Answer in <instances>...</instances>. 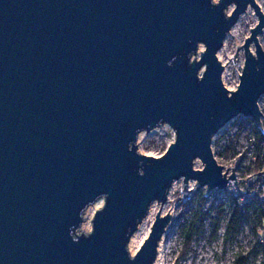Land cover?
I'll return each instance as SVG.
<instances>
[{
	"label": "water",
	"instance_id": "obj_1",
	"mask_svg": "<svg viewBox=\"0 0 264 264\" xmlns=\"http://www.w3.org/2000/svg\"><path fill=\"white\" fill-rule=\"evenodd\" d=\"M249 8L258 23L229 90L218 53ZM263 32L256 0H0V264H153L171 214L128 250L152 205L179 180L184 199L190 181L227 190L235 167L212 146L235 118L264 136ZM164 125L165 153L141 154L139 135Z\"/></svg>",
	"mask_w": 264,
	"mask_h": 264
},
{
	"label": "rangeland",
	"instance_id": "obj_2",
	"mask_svg": "<svg viewBox=\"0 0 264 264\" xmlns=\"http://www.w3.org/2000/svg\"><path fill=\"white\" fill-rule=\"evenodd\" d=\"M256 2L264 12V0ZM232 9L233 6L230 10ZM257 23V15L249 8L233 27L234 32L227 36L225 45L218 53V58L225 67L223 82L228 89H236L239 75L243 70L244 51L240 52V62L235 65L233 62L237 46L244 44ZM259 41L264 49V32L259 35ZM251 49L254 51V46ZM259 106L263 113L264 125V96L260 99ZM249 120H245L243 116L235 118L215 136L212 146L218 164L224 166L225 170L229 169L231 173L235 167L237 185H231L229 190L223 193L214 195L211 193L206 197V189L196 191L195 182L190 181L189 189L193 190L190 198L184 199L183 180H179L174 182L165 205L162 207L157 203L152 205L153 210L150 213V209L145 222L143 221L136 241L141 243L140 246L143 244L160 209L162 215L172 212V221L165 233L166 253L160 264H234L238 256H247L248 264H264V249L261 246V243L264 244V188L257 189L264 180L260 177L246 187L249 177L264 172V136L258 131L255 122ZM252 123L255 126L252 127L253 132L248 129ZM255 129L261 138L256 137ZM174 138V131L168 125L150 133L143 132L138 138V151L144 155L159 157L165 153ZM258 161L261 170L256 172L255 162ZM195 168H202L200 161L196 162ZM239 190L243 193L248 190V194H243ZM103 203L101 199L87 209L93 214L90 231L94 214ZM236 207L243 209L239 233L236 236H228V223ZM86 213L82 226L89 220ZM192 225L193 240L184 253L185 234ZM215 229L217 232L213 238Z\"/></svg>",
	"mask_w": 264,
	"mask_h": 264
},
{
	"label": "trees",
	"instance_id": "obj_3",
	"mask_svg": "<svg viewBox=\"0 0 264 264\" xmlns=\"http://www.w3.org/2000/svg\"><path fill=\"white\" fill-rule=\"evenodd\" d=\"M254 131H256V137L259 139L261 138V135L259 132H257V130L255 129ZM259 155V154H258ZM261 170V164L258 162H255V171L259 172ZM242 211L243 209L240 207H236L232 217L228 223V228H227V235L228 236H236L239 233V229H240V224H241V215H242ZM222 213L219 214V218H221ZM217 230H214L213 233V238L216 235ZM193 233H194V226L192 225L190 227V229L187 231V233L185 234V247H184V253L187 252V250L189 249L192 240H193ZM262 249H264V244L261 243ZM183 253V254H184ZM234 264H248V258L247 256H238L237 259L234 261Z\"/></svg>",
	"mask_w": 264,
	"mask_h": 264
},
{
	"label": "bare ground",
	"instance_id": "obj_4",
	"mask_svg": "<svg viewBox=\"0 0 264 264\" xmlns=\"http://www.w3.org/2000/svg\"><path fill=\"white\" fill-rule=\"evenodd\" d=\"M234 32V30H232L230 33H229V35L230 34H232ZM223 78H224V76H223ZM229 90H232V89H229ZM152 210H153V207L151 208V211H150V213L152 212ZM172 212H170V214H171ZM92 213H90V211L88 210L87 211V213H86V216H88V218H89V220H88V222L86 223V224H84L83 226H82V228H81V230H80V232H88V231H90V229H91V218H92ZM145 222V221H144ZM144 224V223H143ZM143 224H141L140 226H139V228H138V230L133 234V236L131 237V239H130V241H129V244H128V250H129V253H130V255L131 256H134L138 251H139V249H140V244L141 243H138L137 241H136V238H137V235H138V233H139V231L141 230V228H142V226H143ZM165 234L163 235V237H162V239H161V241L159 242V246H158V254H157V258H156V260H155V262L153 263V264H160V261H162V258H163V256L165 255V253H166V247L164 246V243H165Z\"/></svg>",
	"mask_w": 264,
	"mask_h": 264
},
{
	"label": "built area",
	"instance_id": "obj_5",
	"mask_svg": "<svg viewBox=\"0 0 264 264\" xmlns=\"http://www.w3.org/2000/svg\"><path fill=\"white\" fill-rule=\"evenodd\" d=\"M238 86V85H237ZM245 120H249V119H246V118H244ZM249 121H251V120H249ZM254 126V124L252 123V125L250 126H248V129H251L252 130V127ZM255 127V126H254ZM252 132H253V130H252ZM250 154V153H249ZM252 155V154H251ZM224 167V166H223ZM225 170V169H224ZM226 171V170H225ZM229 171V170H228ZM229 174H231V172L229 171ZM236 179H237V176H236ZM236 180H231V181H229V184H228V187H227V190H229V188H230V186L231 185H233L234 183L233 182H235ZM264 183V182H263ZM261 184V185H259L258 187H257V189L258 190H262V188H264V184ZM227 190H225V191H227ZM220 192H224V191H220V190H214L213 192H212V195H214V194H217V193H220Z\"/></svg>",
	"mask_w": 264,
	"mask_h": 264
}]
</instances>
